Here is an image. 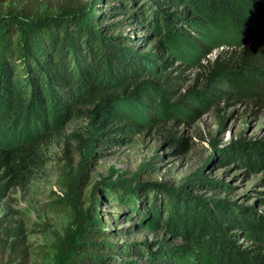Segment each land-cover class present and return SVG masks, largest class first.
Listing matches in <instances>:
<instances>
[{
    "label": "trees",
    "instance_id": "obj_1",
    "mask_svg": "<svg viewBox=\"0 0 264 264\" xmlns=\"http://www.w3.org/2000/svg\"><path fill=\"white\" fill-rule=\"evenodd\" d=\"M141 1L139 8H135L139 0H58L52 5L56 10L53 13L43 8L42 0H0V131L10 136V130L24 128L25 133V138L15 144L12 141L0 143V200L9 190L26 186L35 168L43 164V140L62 136L64 122L89 120L85 126L65 136L75 142L79 152L87 150L90 156L96 155L99 145L115 140L107 138L110 131L130 133L140 126L121 106H139L146 110L152 122H159L153 112L156 103L150 96L151 85L164 87L168 79H175L163 75L161 70L169 64L168 54L176 48L209 54L211 48L203 42L204 32L209 28L232 39L251 42L249 49L264 46V0ZM169 6L178 10L161 12L163 7ZM131 8L134 11H129ZM117 13L125 14L124 18L108 22ZM128 22L142 26L148 33L132 41L133 36L116 32ZM139 40L154 42L147 50H142L134 43ZM237 57L239 65L231 66L218 55L207 80L213 75L223 78L229 87L226 100L250 99L257 103L263 97L262 66L255 60L250 61L247 53H237ZM164 92L168 91L164 89ZM202 101L206 105L210 99L205 96ZM84 106L92 107L84 109ZM51 107L58 112V124L53 125L43 116L45 109ZM164 108V115L176 116L177 120L188 121L198 113L197 107L184 103V96ZM37 120L41 121L40 127ZM219 123L223 125L224 118H219ZM122 140L127 139L118 141ZM169 142L176 150L187 146L186 140ZM257 158L264 162V155L259 154ZM254 162L248 159L247 164L253 167ZM146 165L140 169L144 170ZM83 178L85 173L78 167L65 182L71 185L76 198L80 195ZM130 184L128 180L111 187L107 198L127 204L130 210L135 197L145 196L147 203L153 189H140L134 196L127 191ZM164 196V204L156 196H149V205L144 202V208L151 215L163 208L169 210L171 198L166 193ZM188 202L182 214L173 215L172 222L176 225L174 223L170 229L185 245L165 244L164 249L147 258L146 264H175L183 251L191 250L194 244L210 255L207 263L201 264H264V217L250 212L230 215L227 211L211 217L206 212L208 215L201 216L187 210ZM95 209L90 204L80 212V231L67 234L59 244L57 263L140 264L118 259V254L128 256L133 250L127 242L110 241L117 235L104 226V218ZM216 215L228 227L242 232L251 245L241 248L230 241ZM169 225L170 222L165 225L167 230ZM0 228L5 234L2 246L6 244L10 249L9 259L4 264L20 263L17 243L22 228L14 227L11 233L1 224ZM9 238L12 239L6 243ZM14 251L16 255L11 257Z\"/></svg>",
    "mask_w": 264,
    "mask_h": 264
},
{
    "label": "rangeland",
    "instance_id": "obj_2",
    "mask_svg": "<svg viewBox=\"0 0 264 264\" xmlns=\"http://www.w3.org/2000/svg\"><path fill=\"white\" fill-rule=\"evenodd\" d=\"M42 1L43 8L56 12L52 5L58 0ZM141 3L139 0L135 8H139ZM174 10L178 9L169 6L163 7L161 12L172 13ZM129 11H134V8ZM124 15L113 14L108 22L118 21ZM118 31L133 36L132 41L148 33L132 22L119 26ZM204 33L203 42L211 48L209 54L176 48L168 54L169 64L161 70L163 75L168 74L175 79H168L164 87L151 85L150 96L156 103L153 112L159 122H152L146 110L139 106H121L140 126L130 133L110 131L107 138L115 140L96 147L98 152L94 156H90L87 150L79 152L75 142L65 136L85 126L89 121L87 119L64 122L62 136L43 140V164L35 168L24 188L11 189L0 200L1 227L9 228V233L19 225L22 228L17 243L21 251L17 258L20 263L10 264H58L57 247L67 234L80 231V212L90 204L104 218V226L117 235L110 241L127 242L133 250L128 256L118 254V259L138 261L140 264H146L147 258L164 249L165 244L172 247L185 245L177 234L170 232L175 223L172 222L173 215L182 214L188 202L185 198L189 200L187 210L201 216L210 213L211 217L227 211L230 215L250 212L264 217V162L257 158L259 154L264 155V81L261 88L263 97L254 103L250 99L226 100L229 87L223 78L213 75L207 80L218 55H222L227 65L237 66V53H247L250 61L260 64L264 79V46L249 49L251 42L232 39L213 28ZM153 42L139 40L134 43L138 48L147 50ZM206 82L207 86H204ZM196 92L199 94L196 95ZM180 96H184V103L198 109V113L188 121L164 115V106L172 104ZM205 96L210 101L203 105L202 97ZM57 114L56 108L51 107L45 109L43 116L54 125L58 124ZM219 118H224L223 125H220ZM37 122L40 127L41 121ZM9 132H12L10 136L0 131L1 144L10 141L15 144L25 138L24 128ZM172 139L179 142L186 140L187 146L176 150V146L169 142ZM248 159L255 161L253 167L248 166ZM144 164H147L146 168L140 169ZM78 167L85 173V178L76 198L71 185L65 182ZM128 180L131 184L127 191L134 196L139 194L140 189L152 188L150 198L156 196L164 204L166 193L172 201L167 204L169 210L163 208L151 215L144 208V202L149 205V196L147 203L145 196L135 197L131 210L127 204L107 198L111 187ZM51 206L58 207V210ZM214 217L230 241L241 248L251 245L237 228L228 227L217 215ZM168 222L169 230L165 227ZM4 237V230L0 228V264L9 259V246H2L1 243ZM192 246L191 250L183 251V256L174 261L175 264L207 263L210 255L204 248L197 244ZM15 255L16 251L11 257Z\"/></svg>",
    "mask_w": 264,
    "mask_h": 264
}]
</instances>
